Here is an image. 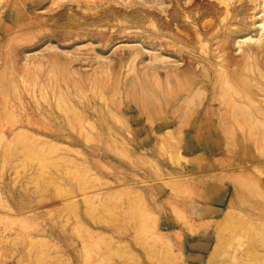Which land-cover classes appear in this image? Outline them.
<instances>
[{"label": "rangeland", "instance_id": "374dc122", "mask_svg": "<svg viewBox=\"0 0 264 264\" xmlns=\"http://www.w3.org/2000/svg\"><path fill=\"white\" fill-rule=\"evenodd\" d=\"M263 23L264 0H0V137L49 141L0 146V264H264ZM188 60L217 70L206 113L136 85Z\"/></svg>", "mask_w": 264, "mask_h": 264}, {"label": "bare ground", "instance_id": "6f19581e", "mask_svg": "<svg viewBox=\"0 0 264 264\" xmlns=\"http://www.w3.org/2000/svg\"><path fill=\"white\" fill-rule=\"evenodd\" d=\"M263 27H264V23H263ZM80 36H81V34H80ZM73 39H74V37H73ZM155 59L156 60H162V61L167 62V63L169 62V58L165 57L163 55H157L155 57ZM186 64L187 65L185 67H182V68L176 67V68H174L173 69L174 73L171 72L172 74L168 75L166 79H161L160 76L158 75L157 71H155L152 76H148V78H146L145 76H139L138 79H137L136 85H139V87H142L144 90L150 91L151 93L149 95L153 96V98L155 99V101L157 103L161 104V101H163V100L167 101L166 105H168L173 98L179 96L181 94V91L187 90L188 93H187L186 96H184V100H185L184 104L191 105L194 102L195 105L197 106L196 112L198 111L200 113H206L208 111L204 110V112H202V110H200L199 104H197V101H196V97L197 96L200 97L201 94H203V92H205L207 85L209 84V82H211L208 79H210V78L212 79V75L216 74L215 71L217 72V70L214 69V71H212L209 67L206 66L207 67V70H206L207 72H206V74H202V73H198L196 71V69L194 68L193 64L189 60L186 62ZM221 64L222 65L224 64L223 67H225V68L220 70V72L224 73V75H222V76H224L223 77L224 81L227 84H231L230 75H229L230 74V70L228 69V67L230 66V62H228L227 64H225V63H221ZM208 65H209V63H208ZM50 72H51V74L49 75V80L53 81L55 85L59 86V80H61V81H64V82L68 83V85H69V90L68 91H70L71 87L73 88V86H77V87L82 88V85H81V84H83L82 81H80L77 78H74L73 73H72L71 70L68 71V70L64 69L63 71H61V73L59 75L58 71L56 70V68L54 66L50 70ZM105 72H106V70L103 73H105ZM203 72H205V71H203ZM107 79H108L107 77L103 78V79H99L97 76H94V77L89 78L88 80H89V83L93 85V87L100 86L101 89L99 91H102L103 86L104 85L106 86V84L108 83ZM116 82L117 83L115 85L117 87V93L119 94V91L122 88L121 79L118 78L116 80ZM44 85H46V84H44ZM119 86H120V90H119ZM125 89L126 90H123V91H127L128 92L131 88L127 87ZM235 90H236V88H235ZM68 91H67V93H65L62 90V91H60V93H63V94L67 95ZM234 93H236L237 95L241 96V91L238 90V89L235 92H233L232 94H234ZM57 96H58V94H57ZM103 97H106V96H103ZM200 101L201 102L202 101L206 102L207 100H205V97L203 96V97L200 98ZM238 102H239V99H236V98L229 99L228 100V105H229L230 109H228V108L227 109H220V110H218L216 112V114L218 115V120L222 124H225V129H227V132L233 131L235 126H234V124L232 122L229 121L228 114L226 112L228 111V113H229V112H231L232 109L235 110V112H233V110H232V112H233V113H231L232 114V119L234 117L235 120L239 121L238 112L241 109H242V111L244 110L243 109V105L241 106ZM173 108H175V106ZM85 109L87 110L88 107L85 106ZM125 109H127V108L126 107H122V111L123 112L125 111ZM190 109L194 110L192 107H190ZM162 111H164V110L162 109ZM243 113L247 114L246 111H243ZM213 114L215 115V112ZM245 114L243 116H246ZM249 115H250V113H249ZM249 115H247V116H249ZM80 119H81V121H80L81 125H82V127H84V128H81L83 134L87 133L86 129H88L90 127H91V129L98 127L97 123L92 120V118L89 116L88 113H85L84 115H82ZM244 119H245V117H244ZM184 121H185V119H184ZM248 121L246 120V122H248ZM251 122H253V121L251 120ZM261 122H263V121H261ZM236 123L239 124L238 122H236ZM212 124H213L212 122H208L207 120L206 121L202 120V121L198 122L196 125H193L192 126L193 128L190 129L189 131H195V132L199 133V132H202V131L212 132L215 129L216 130L219 129V128H214L212 126ZM24 125L23 124H19V126L14 129V136H13L14 138H15L16 135H19L23 131H25V126ZM262 125L261 126L264 127V123H262ZM165 126H169V124H163L162 123L160 126L157 125L156 127H159V128L164 127L165 128ZM241 126H242L243 129H245L244 125H241V123H240L239 127L241 128ZM251 126H253V123L251 124ZM252 128L253 127H250L249 130H251ZM88 130H90V129H88ZM32 131H34V130H32ZM242 131H244V130H242ZM0 135H2V134H0ZM50 135H51V137L53 139H60V138L63 139L62 135H60V134L53 133V134H50ZM37 136H39V135H37ZM14 138H9V136L3 135L2 138L0 139V146L5 145L6 148L7 147L8 148H27V147H30V146H39V145L42 146V145H45V144H47V145L49 144V141H45V142L42 141L40 143H35V142L29 141V140L15 141ZM52 138L50 140H53Z\"/></svg>", "mask_w": 264, "mask_h": 264}]
</instances>
